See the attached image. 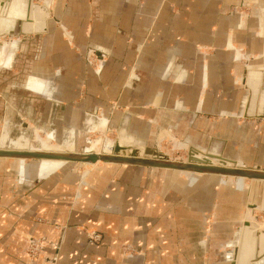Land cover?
I'll return each instance as SVG.
<instances>
[{"label":"crops","instance_id":"obj_1","mask_svg":"<svg viewBox=\"0 0 264 264\" xmlns=\"http://www.w3.org/2000/svg\"><path fill=\"white\" fill-rule=\"evenodd\" d=\"M32 1L0 0V25L17 38L16 57L28 58L21 86L33 121L105 112L148 138L168 127L264 166V0ZM5 46L0 66L9 67L16 50ZM90 49L105 59L100 72ZM5 97L0 81V118ZM17 160L0 157V264H49L25 252L40 235L57 264H231L226 245L246 204L232 185L106 162L24 181Z\"/></svg>","mask_w":264,"mask_h":264},{"label":"rangeland","instance_id":"obj_2","mask_svg":"<svg viewBox=\"0 0 264 264\" xmlns=\"http://www.w3.org/2000/svg\"><path fill=\"white\" fill-rule=\"evenodd\" d=\"M8 36V37H7ZM17 36V35H16ZM13 34H4L0 36V44L6 45L5 50H17L19 48V42ZM16 41V47H11L12 43ZM94 49H90L86 54L89 57V64L92 69L96 72H100L105 63L104 58H100L96 55ZM13 60V63L8 66H0V81L3 83L5 88V94L7 103L5 104L4 111L0 118V138L2 136L5 139L2 142L7 146L11 147V139L21 140L28 139L29 146L42 149V150H55L64 152H84L88 148H92L95 151H101L105 139H113L118 141L120 133L124 132L130 138V146H136L140 148H145L146 146H152L157 148L160 153L167 155L170 159L175 161H189V152L191 150L192 155L194 154H203L209 157H218L225 158L231 162L232 166L240 165V167L245 168H262L264 166L254 165L249 166L241 159L229 157L221 153V151L213 146L209 147L199 142L193 141V139L186 137L181 139L175 135L171 128H164L161 133L157 136L153 134L148 138V133L144 132L148 129L135 128V126L130 127L129 119L123 117V119L113 120L105 112H87L88 115L85 117V121L71 122V123H62V122H37L33 121L32 117L28 113V90H25L21 84L24 77L26 78L28 73L27 61L28 58L17 57ZM19 63L21 66H19ZM15 64V65H14ZM31 73V72H30ZM25 74V75H24ZM14 82V86L11 85ZM52 98V97H49ZM122 118V117H121ZM104 119H107V123L102 127ZM134 125V124H133ZM166 134H163V132ZM9 136V137H8ZM163 136V137H162ZM3 138V137H2ZM100 138V141L97 143L96 139ZM95 140V142H94ZM9 141V142H8ZM47 142L48 145L45 146L43 142ZM67 142L70 145H67ZM127 144V145H129ZM134 144V145H133ZM55 145V146H54ZM28 146V147H29ZM52 147V148H51ZM55 147H59L58 150ZM195 156V155H194ZM12 159V158H11ZM21 159L17 160L15 164L18 168V177L21 180H31L34 177L43 178L48 177L50 174H53L61 170L65 165H70L72 162H65L63 165H60L54 169H48L47 172H43L41 159ZM215 160V159H214ZM217 161V160H216ZM100 163H105L103 161H98ZM238 163V164H237ZM74 165H79L80 168L84 169L86 164L74 162ZM81 165V166H80ZM149 167V166H148ZM151 169H156L163 171L166 175L170 173L177 175L182 179L187 181H197L204 177L215 178L223 184L232 185L241 191L246 200L245 209L243 216L241 217V225L235 231L232 241L226 246L229 249V252L226 254L228 258H231L232 261L235 260L236 248L240 246L242 240V228L245 220L255 221L259 225L264 223V219L260 221L259 213L264 211V181L263 180H254L251 178H237L236 176L228 175H219V174H202V175H193L189 176L191 173H184L182 171H173L172 169L158 168V167H149ZM85 171V170H84ZM84 173V172H83ZM230 186V187H232ZM249 215V216H248ZM251 218V219H247ZM261 228V226H260ZM45 238L42 242L40 250H31L29 244L27 245L25 252L29 261L34 262L37 258L43 257L49 264L51 255L45 254V245L48 240L46 235L34 236L32 239ZM31 239V240H32ZM30 253V255H29ZM56 255L58 261V252ZM53 255V256H54ZM234 258V259H232ZM262 260V261H261ZM264 263V257L261 258L258 264ZM57 264V262L55 263Z\"/></svg>","mask_w":264,"mask_h":264},{"label":"bare ground","instance_id":"obj_3","mask_svg":"<svg viewBox=\"0 0 264 264\" xmlns=\"http://www.w3.org/2000/svg\"><path fill=\"white\" fill-rule=\"evenodd\" d=\"M33 4H34L33 1L30 0V8L32 7ZM2 21L4 22V21H6V19L4 20L3 17L0 18L1 23H2ZM9 30L8 29L4 30V28L0 25V36H2L4 34H11V33H8ZM21 32L26 33V31H24V30H22ZM2 137L0 138V149L43 151V152H51V153H81V154L95 153V154L99 155V158L95 162L75 161V160H67V159H62V158H51V157L38 158L39 160L41 159L40 161L43 164L42 168H43V171H45V172L48 171V169L50 170L52 168L58 167L60 164H62L64 162H79V163H84L87 166L96 164L98 161H103L100 158V155H102V154L115 155L114 154V152H115L114 148L116 146L137 148V149H139L140 154H142V152L145 150V148H140V147H136V146H132V145L130 146L129 142L126 140V137L123 135V133H120L118 141H115V142H111L109 139L106 138L104 143H103L102 152L101 151H95L92 148H88L84 152H64L65 149L63 151L36 149V148L29 146L30 141L28 139H25V141L23 139H21V140L11 139L10 140L11 147H7L4 144L5 142L4 143L2 142V140L5 139V137L4 136H2ZM99 141H100V138H97L96 142L98 143ZM94 142H95V140H94ZM43 143L45 146L48 145V143L46 141ZM68 144L70 145V143L67 142V145ZM127 144H129V145H127ZM55 148H57V147H55ZM58 150H60V149H58ZM124 151L127 153L125 155L129 156V154H128L129 150H124ZM194 155L192 157H196L198 159H201V161L205 162V163L199 162L200 164L245 168V167H240V165L232 166L231 162L225 158L209 157V156L203 155V154H197V155L194 154ZM0 157L1 158H16L19 160L21 159V161H25L24 159H31L28 157H14V156H0ZM148 157L150 158L152 156H148ZM170 160H172V159H170ZM172 161H175V160H172ZM103 162H106V161H103ZM179 162H189V161H179ZM106 163H119V162H106ZM123 164H129V163H123ZM146 166H148V165H146ZM149 167H158V166H149ZM158 168H166V169H172L175 171H182L184 173H191V174H189V176L202 175V174H219V175H228V176H234V177L236 176L237 178H242V179L251 178L254 180H263L264 181V178H254V177H248V176H244V175H234V174H226V173H218V172H205V171L189 170V169L188 170H186V169H175V168H170V167H158ZM254 169L264 170L260 167L254 168ZM247 219H251V218H247ZM258 231H261V233H262L261 235H264V230H261L260 225L257 222L249 221V220L244 221L243 228H242V240L240 242V246H238V248H236L235 260L232 261L231 264H243V263L249 262L251 260L254 261L255 264H258L259 260L264 257V239H262V242L260 243L261 244V251L259 253V256L256 258L254 257V253H255L254 248H255V239H256L255 237H256V235H258Z\"/></svg>","mask_w":264,"mask_h":264},{"label":"water","instance_id":"obj_4","mask_svg":"<svg viewBox=\"0 0 264 264\" xmlns=\"http://www.w3.org/2000/svg\"><path fill=\"white\" fill-rule=\"evenodd\" d=\"M124 150H129V156ZM115 155H100L101 160L106 162H119L137 165H148L158 167H170L175 169L199 170L205 172H218L234 175H244L254 178H264V170L254 168H239V167H225L215 165H204L205 163L196 157H192L191 150L189 154V162L172 161L167 155L160 153V151L152 146H146L145 150L140 154L139 149L132 147L116 146L114 148ZM0 156H14V157H28L31 159H38L43 157L62 158L75 161H91L95 162L99 155L95 153L81 154V153H51L43 151H27V150H12L0 149ZM152 156V157H148Z\"/></svg>","mask_w":264,"mask_h":264},{"label":"built area","instance_id":"obj_5","mask_svg":"<svg viewBox=\"0 0 264 264\" xmlns=\"http://www.w3.org/2000/svg\"><path fill=\"white\" fill-rule=\"evenodd\" d=\"M89 237L95 241H98L100 238H101V235L96 233V232H93L89 235ZM45 240V238H39V239H32L30 241V244H29V247L31 250H40L41 248V245H42V242ZM57 254V253H56ZM30 255V253H29ZM50 263L51 264H55L57 262V258H56V255L50 257Z\"/></svg>","mask_w":264,"mask_h":264}]
</instances>
